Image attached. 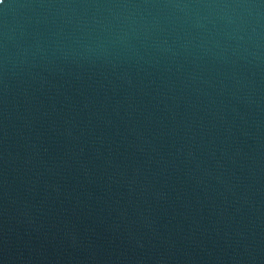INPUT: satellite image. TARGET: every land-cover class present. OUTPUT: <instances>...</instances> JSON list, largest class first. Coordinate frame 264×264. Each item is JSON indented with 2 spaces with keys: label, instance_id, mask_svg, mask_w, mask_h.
<instances>
[{
  "label": "water",
  "instance_id": "1",
  "mask_svg": "<svg viewBox=\"0 0 264 264\" xmlns=\"http://www.w3.org/2000/svg\"><path fill=\"white\" fill-rule=\"evenodd\" d=\"M0 264H264V0H0Z\"/></svg>",
  "mask_w": 264,
  "mask_h": 264
}]
</instances>
